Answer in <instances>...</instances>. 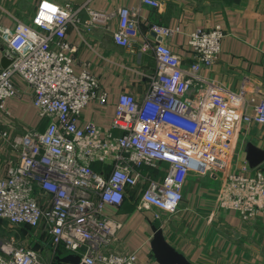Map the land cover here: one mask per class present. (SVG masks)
<instances>
[{
	"label": "built area",
	"instance_id": "1",
	"mask_svg": "<svg viewBox=\"0 0 264 264\" xmlns=\"http://www.w3.org/2000/svg\"><path fill=\"white\" fill-rule=\"evenodd\" d=\"M45 2L58 10L49 13L43 8ZM142 3L155 9L161 6L158 0ZM137 15L138 9L117 11V45L132 48ZM108 19L91 11L85 24L91 30ZM80 22L79 11L70 4L50 0L37 4L30 23L18 22L12 30L0 22V49L14 58L6 69L0 65V113L10 116L9 101L22 97L18 77L30 91L39 119L46 121L41 132L11 122V117L0 119V126L9 128L1 136L11 148L10 164L0 174V221L15 230L27 227L34 238L43 240L42 249H35L14 238L0 239V264H51L42 255L48 246L55 254L63 249L80 256V264H138L136 253L113 252L123 224L108 217L106 207H120L126 190L145 181L138 209L177 215L188 175L225 170L238 124L264 125V101L253 115L241 114L235 104L239 95L227 97L222 88L200 75L219 58L225 37L221 27L198 29L190 35L195 61L184 66L163 43L175 31L158 25L151 28L158 40L143 46L144 51H153L156 60L147 95L143 99L119 95L106 130L92 122L82 124L87 105L106 104L108 94L89 71L75 73L67 32ZM195 86L204 95L192 107L185 99ZM115 130L121 134L115 135ZM15 131L19 134L12 138ZM161 163L169 166L161 180L141 173L143 168L158 170ZM95 164L109 171H94ZM219 206L237 212L243 221L264 214V172L230 174Z\"/></svg>",
	"mask_w": 264,
	"mask_h": 264
},
{
	"label": "crops",
	"instance_id": "2",
	"mask_svg": "<svg viewBox=\"0 0 264 264\" xmlns=\"http://www.w3.org/2000/svg\"><path fill=\"white\" fill-rule=\"evenodd\" d=\"M41 0H0V22L14 29L18 22L30 23ZM58 5L70 4L79 11V26H71L67 41L73 47L76 74L89 71L98 78L102 91L108 94L106 104L92 101L83 110L81 123L92 122L106 130L113 121L118 98L122 93L143 99L149 92L150 77L156 73L152 50L143 46L158 39L151 33L154 25L174 30V35L163 43L176 53L184 66L195 61L190 35L198 29L221 27L225 37L218 60L201 76L223 89L228 97L236 93L235 104L241 114L253 115L255 107L264 101V0H158L160 8L146 6L142 0H50ZM120 8L138 9V27L131 49L121 47L114 40L118 28L117 11ZM31 9V10H29ZM91 11L109 17L106 23L88 30L86 21ZM4 50L0 49V65ZM18 85L24 91L19 99L9 101L7 110L25 121L18 122L43 132L46 121H41L30 91L20 78ZM204 91L195 86L185 102L197 107ZM115 135L120 131H113ZM264 152V125L239 123L227 167L223 171L210 170L205 175H188L183 192L184 201L175 216L164 212L138 209L147 182L128 188L120 207L107 206L105 213L123 224L116 238L113 252L136 253L138 264H158L152 257V224L160 227L167 241L192 264H264V214L243 221L235 211L220 208V195L225 179L233 173L251 172L247 162L248 145ZM97 172L109 167L95 164ZM93 166V167H94ZM169 166L158 170L143 168L141 173L161 180ZM264 172V162L257 168ZM99 170V171H98ZM161 215L160 219L155 214ZM0 228H8L11 238L26 246L42 249L43 240L27 227L12 229L0 221ZM22 241V243H21ZM51 264H69L61 261L71 255L60 249L56 254L48 246L43 249Z\"/></svg>",
	"mask_w": 264,
	"mask_h": 264
},
{
	"label": "water",
	"instance_id": "3",
	"mask_svg": "<svg viewBox=\"0 0 264 264\" xmlns=\"http://www.w3.org/2000/svg\"><path fill=\"white\" fill-rule=\"evenodd\" d=\"M14 58L8 52L4 51L1 61L2 68L6 69ZM247 162L252 169L259 167L264 162V152L248 145L246 148ZM153 237L151 240L152 257L158 264H192L187 258L174 248L166 239L163 230L152 224ZM61 261L69 264H80L81 258L78 255H68Z\"/></svg>",
	"mask_w": 264,
	"mask_h": 264
},
{
	"label": "rangeland",
	"instance_id": "4",
	"mask_svg": "<svg viewBox=\"0 0 264 264\" xmlns=\"http://www.w3.org/2000/svg\"><path fill=\"white\" fill-rule=\"evenodd\" d=\"M29 10H31V9H29ZM0 114H3V115H0V119H3L6 116V117H11L10 118L11 122L18 121V119H19L25 123L23 118L19 117L15 113L10 112V116L5 115L4 113H0ZM3 132H9L8 126H6V125L0 126V174H3L5 172L7 166L10 164V159H11V157H9V155L11 153L9 141L4 140V138L1 136V134ZM18 134H19V131H17V132L15 131L11 134V137L14 138ZM99 165H101V164H98V166ZM94 168H96V166ZM10 237H11V232H9L8 228H0V239H10ZM21 243H22V241H21ZM20 245H22V244H20ZM42 255L44 256V253Z\"/></svg>",
	"mask_w": 264,
	"mask_h": 264
},
{
	"label": "clouds",
	"instance_id": "5",
	"mask_svg": "<svg viewBox=\"0 0 264 264\" xmlns=\"http://www.w3.org/2000/svg\"><path fill=\"white\" fill-rule=\"evenodd\" d=\"M45 5H47V7H45ZM43 8L47 9L49 13H55L58 10L57 6L49 4L47 2L43 4ZM40 15H43V12H41Z\"/></svg>",
	"mask_w": 264,
	"mask_h": 264
},
{
	"label": "trees",
	"instance_id": "6",
	"mask_svg": "<svg viewBox=\"0 0 264 264\" xmlns=\"http://www.w3.org/2000/svg\"><path fill=\"white\" fill-rule=\"evenodd\" d=\"M94 167H95V166H94ZM94 167H92V168H93L94 171H96L97 169H95ZM98 171H99V170H98Z\"/></svg>",
	"mask_w": 264,
	"mask_h": 264
},
{
	"label": "snow or ice",
	"instance_id": "7",
	"mask_svg": "<svg viewBox=\"0 0 264 264\" xmlns=\"http://www.w3.org/2000/svg\"><path fill=\"white\" fill-rule=\"evenodd\" d=\"M45 7H47V5H45Z\"/></svg>",
	"mask_w": 264,
	"mask_h": 264
}]
</instances>
